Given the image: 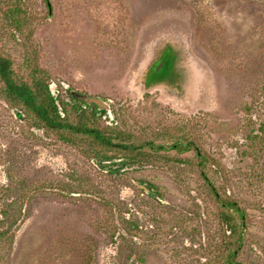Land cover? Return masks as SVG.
Returning <instances> with one entry per match:
<instances>
[{
	"label": "rangeland",
	"instance_id": "obj_1",
	"mask_svg": "<svg viewBox=\"0 0 264 264\" xmlns=\"http://www.w3.org/2000/svg\"><path fill=\"white\" fill-rule=\"evenodd\" d=\"M0 56L120 137L43 128L0 80V264H264V0H0Z\"/></svg>",
	"mask_w": 264,
	"mask_h": 264
},
{
	"label": "trees",
	"instance_id": "obj_2",
	"mask_svg": "<svg viewBox=\"0 0 264 264\" xmlns=\"http://www.w3.org/2000/svg\"><path fill=\"white\" fill-rule=\"evenodd\" d=\"M177 50L174 47L162 48V54L158 60H156L152 66L144 73L141 77L144 85L147 87L153 86L150 80V73H154L155 77H161L169 67L175 66L177 63ZM0 80L5 86V95L11 102L19 101L28 110L34 112L38 120L41 122L43 128L54 131L72 130L77 135H91L98 145L113 148L117 146L114 143L115 139L120 138L116 133L114 137L105 136L99 129H90L84 125L74 127L69 124L66 120L61 118L63 113L62 107L59 104V98L55 92H52L50 85L47 84L43 78H39L35 87H31L28 84H16L13 78V71L11 68V62L0 56ZM155 80H153L154 82ZM71 98H73L71 96ZM75 99V98H73ZM90 106V105H86ZM95 106V105H94ZM97 113L101 115L106 114V110L98 109L95 106L93 116L96 117ZM124 151L135 150L134 146H123L119 145ZM119 172V170H115ZM221 201V200H220ZM223 206L233 207L239 212L236 204L231 201H221ZM229 222V220H228ZM233 228V227H232ZM234 229V228H233Z\"/></svg>",
	"mask_w": 264,
	"mask_h": 264
},
{
	"label": "water",
	"instance_id": "obj_3",
	"mask_svg": "<svg viewBox=\"0 0 264 264\" xmlns=\"http://www.w3.org/2000/svg\"><path fill=\"white\" fill-rule=\"evenodd\" d=\"M72 95H73L74 98L84 102L85 104H88V105L94 104L99 109L107 108V104L104 101L100 100V99L91 97L89 95L80 94V93H77V92H73Z\"/></svg>",
	"mask_w": 264,
	"mask_h": 264
},
{
	"label": "flooded vegetation",
	"instance_id": "obj_4",
	"mask_svg": "<svg viewBox=\"0 0 264 264\" xmlns=\"http://www.w3.org/2000/svg\"><path fill=\"white\" fill-rule=\"evenodd\" d=\"M72 93H73V92L71 91V96L73 97ZM73 98H74V97H73ZM75 100H76V98H75ZM83 103H84V102H83ZM84 104H85V103H84ZM87 105H88V104H87Z\"/></svg>",
	"mask_w": 264,
	"mask_h": 264
}]
</instances>
